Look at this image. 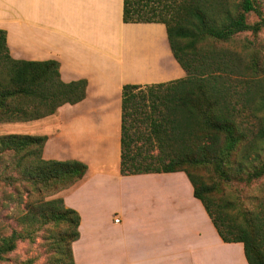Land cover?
Listing matches in <instances>:
<instances>
[{
  "label": "trees",
  "instance_id": "16d2710c",
  "mask_svg": "<svg viewBox=\"0 0 264 264\" xmlns=\"http://www.w3.org/2000/svg\"><path fill=\"white\" fill-rule=\"evenodd\" d=\"M250 12L260 14L254 0H240L236 9L229 0H123L124 23L165 26L173 56L186 76L123 86L119 173H184L222 241L241 243L248 264H264V210L234 214L231 200L215 202L218 183H207L189 171L208 167L223 182L249 183L264 176V70L253 53L236 54L216 46L241 33L259 32L264 18L249 24ZM86 86L85 80L62 82L56 61L13 59L7 32L0 29V122L53 116L59 107L82 101ZM47 139L1 135L0 164L9 156L17 176L4 168L0 180L41 184L50 194L82 179L85 164L43 158ZM260 206L264 209V202ZM17 222L22 231L0 238V260L37 227L65 223L69 230L60 236L63 248L58 247V254L68 255L69 262L58 264H75L72 243L79 239L80 217L62 198L33 201Z\"/></svg>",
  "mask_w": 264,
  "mask_h": 264
},
{
  "label": "crops",
  "instance_id": "0c3cea01",
  "mask_svg": "<svg viewBox=\"0 0 264 264\" xmlns=\"http://www.w3.org/2000/svg\"><path fill=\"white\" fill-rule=\"evenodd\" d=\"M0 29L13 59L56 61L62 82H87L82 101L39 125L45 160L87 166L58 195L80 217L75 264H248L241 243L219 237L184 173H119L123 86L186 76L163 24L124 23L123 0H0Z\"/></svg>",
  "mask_w": 264,
  "mask_h": 264
},
{
  "label": "rangeland",
  "instance_id": "374dc122",
  "mask_svg": "<svg viewBox=\"0 0 264 264\" xmlns=\"http://www.w3.org/2000/svg\"><path fill=\"white\" fill-rule=\"evenodd\" d=\"M239 1L229 0L235 9ZM254 5L260 14L255 12L247 14V22L249 24L264 18V0H254ZM216 46L228 49L236 54L244 55L245 53L249 56L253 53L264 70V26L257 33H241L235 36L231 42ZM40 123V120L27 123L0 122V136L9 134L40 136L42 132V129L39 128ZM139 143L140 141H137V145ZM4 168H6L8 175L17 176L9 156H5L1 161L0 172ZM189 171L207 183H218L219 190L214 195L215 202L231 200L234 203V214H240L243 210L251 214L264 210L260 206L264 202V176L249 183L236 179L230 182H223L213 177L208 167L197 166L189 169ZM40 188L41 190L37 191ZM148 190L160 192L164 190V187L151 184ZM61 191L48 194V190L41 184L33 186L20 180L13 183L5 182L3 179L0 180V238L8 236L13 230L22 231L23 226L19 225L17 220L22 214L29 211L33 201L60 198L58 195ZM68 230V226L65 223L39 226L34 232H31L30 237L28 236L27 239L18 241L15 250L1 259L0 264L68 263V255L58 254V247L63 248L60 236ZM64 241L66 243L67 240L65 239Z\"/></svg>",
  "mask_w": 264,
  "mask_h": 264
},
{
  "label": "built area",
  "instance_id": "2783aa9c",
  "mask_svg": "<svg viewBox=\"0 0 264 264\" xmlns=\"http://www.w3.org/2000/svg\"><path fill=\"white\" fill-rule=\"evenodd\" d=\"M114 222H115V223H118V222H119L118 218H115V219H114Z\"/></svg>",
  "mask_w": 264,
  "mask_h": 264
}]
</instances>
